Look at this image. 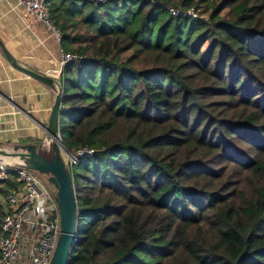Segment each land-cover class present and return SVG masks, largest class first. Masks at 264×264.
I'll list each match as a JSON object with an SVG mask.
<instances>
[{"label":"trees","instance_id":"16d2710c","mask_svg":"<svg viewBox=\"0 0 264 264\" xmlns=\"http://www.w3.org/2000/svg\"><path fill=\"white\" fill-rule=\"evenodd\" d=\"M192 6L209 17L170 12ZM49 8L84 56L61 79V138L97 150L72 168L69 264H264V0Z\"/></svg>","mask_w":264,"mask_h":264},{"label":"built area","instance_id":"2783aa9c","mask_svg":"<svg viewBox=\"0 0 264 264\" xmlns=\"http://www.w3.org/2000/svg\"><path fill=\"white\" fill-rule=\"evenodd\" d=\"M14 1L18 7L24 8L28 25H44L58 48V58L54 64L35 66L34 69L61 82L67 65L83 60L84 56L62 48L63 35L51 15L49 0ZM170 12L173 16L183 13L192 19L202 18L196 6L185 10L171 7ZM96 153L97 150L90 146L74 152L62 149L63 160L71 170L74 165ZM10 172L17 173L21 186L0 198L4 210L0 230L1 264H51L62 231L59 204L34 169L1 163L0 178H5Z\"/></svg>","mask_w":264,"mask_h":264},{"label":"crops","instance_id":"0c3cea01","mask_svg":"<svg viewBox=\"0 0 264 264\" xmlns=\"http://www.w3.org/2000/svg\"><path fill=\"white\" fill-rule=\"evenodd\" d=\"M0 38L19 61L32 68L49 66L51 57L58 58L49 46L52 42L57 48L50 31L39 23L30 27L24 8L14 0H0ZM55 96L53 87L17 70L0 49V148L36 144L51 154L45 126Z\"/></svg>","mask_w":264,"mask_h":264},{"label":"water","instance_id":"95a60500","mask_svg":"<svg viewBox=\"0 0 264 264\" xmlns=\"http://www.w3.org/2000/svg\"><path fill=\"white\" fill-rule=\"evenodd\" d=\"M0 49L10 64L17 70L53 87L56 91L50 119L45 126V132L52 146V153L46 154L43 151L44 145L38 147L36 144L17 145L13 150L0 148V163L23 166L49 174L51 181L57 187V202L59 204L62 226L61 235L51 264H69V256L77 236L78 213L74 175L72 170L66 166L61 153L62 149L70 151L64 144L59 132V117L64 87L61 82L55 80L50 75L44 74L19 61L10 52L1 38ZM8 156H22L26 160L25 162L9 161L6 160Z\"/></svg>","mask_w":264,"mask_h":264},{"label":"rangeland","instance_id":"374dc122","mask_svg":"<svg viewBox=\"0 0 264 264\" xmlns=\"http://www.w3.org/2000/svg\"><path fill=\"white\" fill-rule=\"evenodd\" d=\"M204 9H200L199 10V8H198V13H199V15L201 16V17H203V18H208L209 17V12H205V11H203ZM207 45H209V44H206V46ZM50 47H52L51 48V50H53V48H54V51H58V48H56L55 47V45L51 42L50 43V45H49ZM58 53V52H57ZM57 56H58V54H57ZM55 80H57V79H55ZM48 144H50V143H48ZM61 153H62V151H61ZM49 155V154H48ZM1 164V163H0ZM36 171V173H37V175L38 176H40L41 178H42V180L44 181V183H45V185L48 187V189H49V191H50V193H51V195H52V197L55 199V200H57V198H58V191H57V187L55 186V184L51 181V179H50V177H49V174L47 173V172H44V171H37V170H35Z\"/></svg>","mask_w":264,"mask_h":264},{"label":"bare ground","instance_id":"6f19581e","mask_svg":"<svg viewBox=\"0 0 264 264\" xmlns=\"http://www.w3.org/2000/svg\"><path fill=\"white\" fill-rule=\"evenodd\" d=\"M46 144L50 143V139L46 140L45 142ZM64 150V149H63ZM6 160H9V161H18V162H25V157H22V156H8L6 157Z\"/></svg>","mask_w":264,"mask_h":264}]
</instances>
